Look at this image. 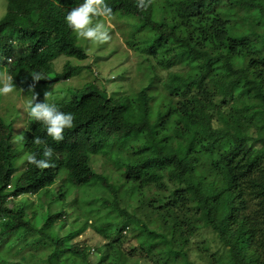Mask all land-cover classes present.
<instances>
[{
  "label": "trees",
  "instance_id": "16d2710c",
  "mask_svg": "<svg viewBox=\"0 0 264 264\" xmlns=\"http://www.w3.org/2000/svg\"><path fill=\"white\" fill-rule=\"evenodd\" d=\"M80 2L39 0L31 10L25 0H8L12 9L0 18L1 69L14 87H45L50 94L54 83L79 68L88 76L65 88L66 99L47 96L75 116L63 141H53L42 124L22 114L27 155L39 157L45 143L53 147L46 168L26 159L18 171L14 157L20 153L8 147L11 123L1 107L0 264H90L84 242L70 241L87 220L61 238L45 231L67 210H77L76 199L68 200L77 187L93 231L107 239L94 249L95 264H177L170 254L200 264L189 251L206 228L227 249L228 258L215 264H264V220L256 218L264 208V0H150L145 9H137L136 0H106L115 29L125 27L124 42L147 63L129 94L109 91L93 66L79 65L88 54L64 16ZM61 57L72 61L58 72L54 60ZM113 62L110 67L127 71ZM36 72L46 79L34 82ZM98 161L116 178L99 172ZM60 175L72 189L63 182L56 187ZM44 190L48 203H32L29 216L27 203L15 208L6 200ZM130 234L137 244L131 255L120 248ZM14 243L19 255L10 252ZM40 246L45 252L38 262L32 257Z\"/></svg>",
  "mask_w": 264,
  "mask_h": 264
},
{
  "label": "rangeland",
  "instance_id": "374dc122",
  "mask_svg": "<svg viewBox=\"0 0 264 264\" xmlns=\"http://www.w3.org/2000/svg\"><path fill=\"white\" fill-rule=\"evenodd\" d=\"M25 1L28 3V6L31 7L32 9L37 8L39 5V0H25ZM5 6H6V0H0V17L2 16L3 13L5 14L8 12V7L5 9ZM15 15L20 18H23V16L20 15L19 13H16ZM99 21L103 22L104 20L103 18L101 19L99 18ZM110 23L112 25L114 24L113 21H110ZM117 28H119V31L120 30L125 31V27H117ZM76 40L78 43H82V42L84 43V40L77 39V37H76ZM84 44H85L87 53H91L92 51H95L98 53L102 50L101 48L92 49L94 47V43H92L91 49L90 47L88 48L87 43H84ZM114 46H116V49L112 53H108L106 51L108 50L106 47H109V49L111 50V48ZM102 51H105V52H100L97 58H93L91 62H89V64L94 67V75L97 76L102 81H104V83L109 85L108 87L109 91L117 88L118 90L121 89L127 94H129L137 90V83L139 82L141 77H144L142 75L144 72L143 70H140V68H144L145 66H147V63L145 60L142 59L141 54H137L135 51H134L135 53L134 54L132 51H130L129 48L126 46V44L123 42V40H121V36L119 35L118 32L110 34V39L107 42H105V48H103ZM66 60L67 59L64 57L56 60V64H55L56 71L60 72L62 70L63 65L66 63ZM116 61L117 62L119 61L120 64L127 66V71H124L123 68L119 66H115L113 68L110 67L111 62H113L112 65H114ZM85 64L86 62L83 61L79 65L84 66ZM79 69H80V73L75 74V77L71 81L54 83L51 88L52 93L50 92V94H48V97L49 98L51 97L53 98V100H56V101L62 100L61 98L66 97L67 90L65 88L67 86L74 87V86H77L79 82H82L83 80L84 81L87 80L88 76L86 75L85 70H83V68H79ZM6 74L8 75L7 71L2 69V71H0V79L7 78L9 75L7 76ZM43 90H45V87L38 89L37 99L40 101H43L45 98L44 96L45 91ZM30 98H31V95L24 93L22 89L18 86L14 87L13 91L7 95L0 94V107L5 108L6 110L5 114L9 116V118L11 117L10 115H13V117L15 118L17 117L16 120H14V124H13L15 129L19 130L20 128H22V124H23L22 114L24 113V110H23L24 104ZM16 136H17V139H19L18 133ZM18 145H19L18 149H20L21 148L20 142H18ZM26 159H27V154L25 152H21L17 157V162H19L20 160L22 162ZM97 168L99 172H105L107 174H111V176L112 175L115 176L114 175L115 172L107 171L104 168V165L101 164V162L99 161L97 162ZM21 169L22 167L19 166L18 171H20ZM260 171L262 170L259 169L255 173L259 174ZM115 178L113 179L115 180ZM117 180H115V184H118ZM62 182H63V176L60 175L55 181L56 187L62 188V185H61ZM68 184L70 183H68V181L64 179V182H63L64 188L67 187ZM70 185H71L70 189H72V184ZM48 188L50 189L51 187H48ZM79 189L80 187H77L75 190L71 191L68 196V200H72V203L74 199H76V202H77L76 204L79 206L76 208L77 210H67L68 212L69 211L71 212L67 214V217L62 222H56L53 226L46 227L45 231L52 238H61L64 234H67L77 229L78 226L83 223V221L87 220V224L85 225L84 230L80 231L77 234L78 236H76L74 240H70V241H71V244H73V242L77 240L80 242L83 241L84 244L87 246V249L89 252L88 260L90 261V264H95L98 258H97V254L95 253L94 249L100 242L106 241L107 239L104 237L102 238L100 235L96 234L93 231L92 229L93 220L90 218L89 215H86L82 210L83 195L81 193L83 192L80 193ZM46 190L42 191V193L39 194L40 196H36L37 200H41L42 202L48 203V197H47ZM21 201L22 200H14L12 202H9L8 204L12 205V207L20 208L22 206ZM51 205H52L51 211L57 212L58 203L56 201H52ZM69 207H72V206L69 205ZM25 211H26L25 213H27L26 215L29 216L30 209H27ZM42 213L43 211L39 207L37 210V215L40 216ZM11 218L15 220V215H12ZM256 218L258 219V221L263 222L264 208H262L261 211L257 213ZM0 227H1V224H0ZM126 229L127 228H125V230ZM140 229H142V227H140ZM125 230L122 231L123 235L128 234L129 229H127V233ZM196 234L197 236L196 237L194 236L193 238L194 244L192 246V249L190 246V251H189V256L191 260H194L195 262H198L200 264H215V259L225 261L228 258L227 249L224 248V246L215 238L214 234L209 229L207 228L201 229ZM35 235H38V233L31 234V237H36ZM126 237L128 238V240L127 241L124 240V243L120 244V248L124 249L125 252L131 255L133 254L132 249L137 245L136 240L134 238L133 239L131 238L132 237L131 234ZM147 238L149 241L153 240V236L148 235ZM28 250H33V249L32 248L27 249L25 252H28ZM10 252L12 254H18L16 252L15 243L10 247ZM43 252H45V249L40 246L37 250H35L36 254L34 255V257H32L33 258L32 260L38 261L40 258L43 257L42 256ZM25 255H27V253ZM170 256L177 257L176 259L177 264H185L184 258L181 254H170ZM144 259L146 260L147 258L144 257ZM17 260L18 261L16 262L14 261L15 264H22V261L20 262L19 259ZM14 262L12 264H14ZM142 264H154V263L145 262ZM186 264H189V263H186Z\"/></svg>",
  "mask_w": 264,
  "mask_h": 264
},
{
  "label": "clouds",
  "instance_id": "9594fccd",
  "mask_svg": "<svg viewBox=\"0 0 264 264\" xmlns=\"http://www.w3.org/2000/svg\"><path fill=\"white\" fill-rule=\"evenodd\" d=\"M149 3H150V0H136V7L137 9H145L149 6ZM7 4H8V0H6L5 9L7 7H10ZM29 8L31 10L37 9V8L32 9L31 7ZM111 16H112V9L106 3V0H82V2L78 3L75 7L67 11L66 15L64 16V21L66 25L68 26V28L71 29L72 32L75 34L77 39L84 40V43L88 44V48L90 47L91 49L92 43H94V47L92 49L101 48L103 50V48H105V42H107L110 39L111 33L118 32L119 35L121 36V40H123L124 42L123 36L121 35L122 30L119 31L118 29H115L114 25L110 23V21H112L110 19ZM99 18L100 19L103 18L104 21L100 22ZM106 24L109 26V28H107ZM84 43L82 42L83 45H85ZM106 48L108 49L106 50L108 53H112L113 50L116 49V46H114L111 50L109 49V47H106ZM133 49L129 48V50L134 53L135 50ZM102 50L100 52H105ZM100 52L97 53L95 51H92L91 53H87V50H86L88 57L84 60V62H88V63L91 62L93 58H97L99 56ZM64 58L67 59L66 61H72L70 58H67V57H64ZM56 60L58 59L54 60L55 61L54 64H56ZM1 66L3 67L2 63H0V71H2ZM54 69L56 71L55 65H54ZM31 77L34 82H38L41 79H46V77L40 72H36L32 74ZM74 77L75 75H72L69 79H65V80L61 79L62 81L60 82L71 81ZM20 88L22 89L24 93L31 95V98L28 99L27 102L24 104L23 110L24 112H26V115H28L35 122L42 124L44 126L45 134L48 137H50L53 141L57 143L63 141L64 136H65V131L71 130L74 127V119H75L74 114L71 112H65L61 110L55 103L49 102L47 100V96H48L47 91L44 93V96H45L44 100L40 101L37 99L38 89L32 88L30 89V91L25 92L21 86ZM13 89H14V82L11 76H8L5 79H0V94L7 95L11 93ZM65 98H67V95ZM0 110H1V107H0ZM5 112L6 110L4 108L3 115L5 114ZM11 117L9 118V122L11 123V132H10L11 135L8 141V147L15 154H18L21 152L26 153L24 149V145L22 144L23 142L22 135H23L24 130L26 129V119H23L22 117L23 119L22 128L18 130V129H15L13 126L14 120H16L17 117L16 118L15 117L11 118ZM17 133H18L19 139H17V136H16ZM18 142H20V147H21L20 149H18L19 147ZM33 142L39 145L41 144L42 141H41V138L35 137L33 139ZM53 153H54L53 147L45 143V147L43 148L39 157L37 153L35 152L30 153L27 155V161L31 165H34L37 168L43 169L49 166ZM17 157H14L15 158L14 161H16L14 164L19 167L21 160L17 162ZM6 189L7 190L12 189V184L10 183L9 185H7ZM36 196H38L36 192L35 193L25 192L23 194H18L15 197L9 195L6 198V200H9V202L12 200L13 201L22 200L21 201L22 205L27 203V208H26L27 210V209H30V206L32 203L35 204L39 202Z\"/></svg>",
  "mask_w": 264,
  "mask_h": 264
}]
</instances>
